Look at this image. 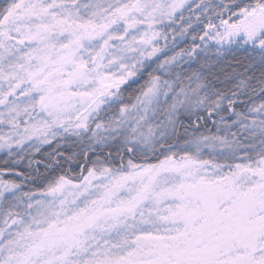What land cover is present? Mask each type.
Segmentation results:
<instances>
[{"label": "snow or ice", "instance_id": "6c2138e0", "mask_svg": "<svg viewBox=\"0 0 264 264\" xmlns=\"http://www.w3.org/2000/svg\"><path fill=\"white\" fill-rule=\"evenodd\" d=\"M0 264H264V0H0Z\"/></svg>", "mask_w": 264, "mask_h": 264}]
</instances>
